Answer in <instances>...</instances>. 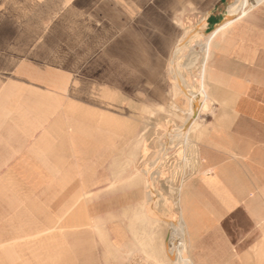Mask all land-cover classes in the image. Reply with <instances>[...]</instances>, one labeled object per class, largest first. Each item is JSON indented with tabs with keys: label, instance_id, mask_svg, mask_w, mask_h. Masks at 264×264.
Here are the masks:
<instances>
[{
	"label": "crops",
	"instance_id": "obj_1",
	"mask_svg": "<svg viewBox=\"0 0 264 264\" xmlns=\"http://www.w3.org/2000/svg\"><path fill=\"white\" fill-rule=\"evenodd\" d=\"M226 1L207 26L222 24ZM188 4L0 0V264H140L154 251L161 236L128 168L149 120L124 115V91L155 62L134 15L170 61ZM208 73L235 116L212 122L184 186L187 252L193 264H248L259 251L264 264V1L218 39Z\"/></svg>",
	"mask_w": 264,
	"mask_h": 264
},
{
	"label": "rangeland",
	"instance_id": "obj_2",
	"mask_svg": "<svg viewBox=\"0 0 264 264\" xmlns=\"http://www.w3.org/2000/svg\"><path fill=\"white\" fill-rule=\"evenodd\" d=\"M193 1L194 0H189L192 6H188L187 13L182 15L178 23L180 25L183 21L182 19L186 17L191 21L189 28L197 29L199 33L203 31V37H206L214 30V27L204 26L203 21L205 17L207 19L212 12L211 10L216 0H196V4L193 3ZM152 2L153 0H149V3ZM233 3L234 0L226 1V4H231L228 12L232 10ZM142 16L143 10L140 9V12L134 15V22L138 21L139 24L141 23V26L138 28L139 38L141 39L140 41H142L145 51L147 50L150 55H154V76L140 77V81L135 80L124 91V97L129 101L124 107V115L131 114L140 116V118L144 120H149V122L143 126L139 137L138 144L140 156L135 158L133 163L128 164V168L133 167L135 174L132 180L138 181L143 188L140 214L148 220V224L155 228L161 236L160 239L154 243V251L150 253L142 252L140 254V264H172L171 259L165 254L167 252L165 250L169 244L171 231L173 229L172 225L174 223L178 224L179 221L184 219L183 196L185 195V187L183 186H185L189 180L195 178L198 170L201 168V144L211 134L212 122L214 120L233 119L235 116V110L231 107L234 104L232 99L229 98L225 92H222V90L215 88L208 73L210 71L209 64L215 43L218 39L224 40L228 35H225L223 38H218L212 44L204 82H202L200 78L201 66L199 63L193 69L192 74H185V80L193 86L191 93H195L193 94V100L195 101L191 100L188 102L190 105L187 107L179 106L182 105L181 102L177 105L181 89L177 87L175 79L170 74V68H168L170 66L169 56L163 49H160L162 46L161 43L157 41L154 44L148 37L149 35L146 29L149 28L144 26L146 22H144ZM225 17L226 14H224L222 18L225 19ZM123 21L125 23L130 22L125 11L123 13ZM205 22H207V20ZM128 31L129 30H127V33ZM149 32H153V30L150 29ZM181 36L182 35L178 36L176 41H179L182 38ZM200 39L202 40V38L195 36L189 40L186 44L187 48L185 53L179 55L181 57L179 61L181 64L187 62L193 48L197 53H200V47L196 44ZM176 41H174V44ZM201 59H203L202 55H200V60ZM152 67L150 63V70L153 69ZM148 89L150 91L149 104L147 100ZM138 90L145 91V93H143L145 99L142 98V94L139 108L131 103L132 100H138ZM201 90L207 92L209 97L208 103L205 110L199 113L196 123L190 125L188 141L183 142L185 136L184 132L187 131L190 122L188 118L190 116L189 112H197L200 108L201 103L199 98L203 97ZM185 145L186 147H184ZM184 158L188 161L184 162ZM152 169L153 171H151ZM144 170L147 171V174H145ZM155 172L158 173V175L155 176V178L158 177V179L156 182L152 180L149 183V176L147 175H151ZM151 186H153L154 189V195L152 197L150 194ZM168 233L170 234L169 240L167 241V237L165 238V236H167ZM260 255L261 253L259 251L251 253L247 263L261 264ZM240 256L238 260L243 264V257Z\"/></svg>",
	"mask_w": 264,
	"mask_h": 264
},
{
	"label": "bare ground",
	"instance_id": "obj_3",
	"mask_svg": "<svg viewBox=\"0 0 264 264\" xmlns=\"http://www.w3.org/2000/svg\"><path fill=\"white\" fill-rule=\"evenodd\" d=\"M264 0H234L233 3V8L231 11L227 12L226 17L224 19V21L222 22V24H220L219 26H217L210 34H208L206 37H203V31H199L197 29H191L189 28L191 21L190 19L184 17V19H182L183 21L181 22V24L179 25L180 29H182L181 34L182 35L181 39L179 41H176L175 44L173 45L172 51H171V60H170V66L168 68H170V74L173 76V78L176 81L177 87L181 89L180 92V97L177 100V105L179 104V102H181L182 105L179 106H184L187 107L190 104L188 102H190L191 100H193V94L195 93H191V90L193 88L192 85H190L188 83L187 80H185V74L189 73L192 74L193 69L197 66V64L199 63L201 66V70H200V78L202 80V82L205 81V72L207 70V66H208V60H209V56L211 53V46L212 44L218 39V38H223L225 35H228L229 32L231 30H233V28L238 24V22H240L242 19H244L245 17H247L249 15V13L256 9L258 6H260L263 3ZM105 3V2H104ZM115 4V3H114ZM152 5V4H150ZM185 6V4H182V6ZM188 5H192L191 3H189ZM115 7V6H114ZM149 8V7H148ZM188 8V7H187ZM185 9V8H184ZM158 10V9H157ZM145 11V10H144ZM185 11V10H184ZM188 10L186 9V12ZM192 11V10H191ZM162 12V11H161ZM193 12V11H192ZM163 13V12H162ZM208 13V12H207ZM156 14V13H155ZM154 14V15H155ZM185 15V14H184ZM208 15V14H207ZM146 16V15H145ZM144 16H142L143 18ZM176 18V16H174ZM158 18V16H156V19ZM167 18V17H166ZM150 20V19H149ZM163 20V19H162ZM161 20V21H162ZM142 21V20H141ZM156 21V20H155ZM159 21V20H158ZM206 21V17L203 21V25L206 26L207 22ZM209 21V20H208ZM163 22V21H162ZM146 24V23H145ZM144 24V26H145ZM159 24V23H158ZM157 24V25H158ZM162 24V23H161ZM164 24V23H163ZM166 25H168L166 23ZM165 25V26H166ZM141 26V23L138 25ZM143 26V27H144ZM153 26V25H152ZM159 26V25H158ZM161 26V25H160ZM170 27V26H168ZM151 28V25L149 27V29H146V31L149 33ZM155 28V27H154ZM153 28V29H154ZM160 28V27H159ZM177 28V27H176ZM203 28V27H202ZM143 29V28H142ZM158 29V27H157ZM168 28H166L167 30ZM200 29V28H199ZM149 30V31H148ZM161 30L164 31V29L161 28ZM169 31L171 29H168ZM154 32V31H153ZM153 32H150L149 34L152 35ZM162 32V31H161ZM167 32V31H166ZM175 33V32H174ZM177 33V31H176ZM148 34V35H149ZM155 34V33H154ZM153 34V36H154ZM167 34V33H166ZM172 34V32H171ZM170 34V35H171ZM147 35V34H146ZM179 35V36H180ZM150 36V35H149ZM199 37L202 38V40H198L197 41V45L200 47V53H197L194 48L192 50V52L190 53L187 62H185L184 64H181L179 61L181 59V57L179 55L185 53V50L187 48L186 44L189 42V40L193 37ZM152 37V36H151ZM153 38L156 39V36H154ZM158 38V37H157ZM170 37H168L169 39ZM172 38V37H171ZM169 40H172V39ZM187 38V39H185ZM158 39H156L157 41ZM166 40V39H165ZM162 42V41H161ZM167 43V42H165ZM163 45V44H162ZM168 45V44H167ZM163 49V46L162 48ZM189 49V48H188ZM168 50V49H167ZM162 52V51H161ZM200 55L203 56V59L200 60ZM210 65V64H209ZM195 74V73H194ZM207 74V73H206ZM170 79V78H169ZM202 91V90H201ZM203 93V97H200V108L197 112L195 111H190L189 114L190 116L188 117L190 122H189V126L187 128V131L184 132L185 136H184V141L183 142H187L189 137H188V132L190 130V125H193V123L195 124L198 117H199V113L203 110H205L206 105L208 103L209 97L207 95V92L205 90L202 91ZM195 101V100H193ZM195 103V102H194ZM197 103V101H196ZM176 105V104H175ZM179 109V107H178ZM184 112V111H183ZM188 112V111H187ZM186 112V113H187ZM187 117V116H186ZM186 119V118H185ZM173 138V137H172ZM162 144V143H160ZM181 144V143H180ZM187 145V143H186ZM186 145L184 147H186ZM189 145V144H188ZM190 147V146H189ZM190 156V155H189ZM199 156V155H198ZM179 157V156H178ZM181 157V156H180ZM183 158V157H182ZM184 162H187V159H183ZM151 163V162H150ZM152 167V166H150ZM147 168V167H145ZM149 168V167H148ZM174 170V169H173ZM145 171V170H144ZM153 171V169L151 170ZM150 172V171H149ZM145 174H147V171H145ZM158 173H152L151 175H147L149 176L148 182L150 183L152 180L153 182L158 179V177L155 178V176H157ZM178 180V179H177ZM152 184V183H151ZM158 186V185H157ZM184 187V186H183ZM153 186H151V197L154 195L153 193ZM157 190V189H156ZM148 193V192H147ZM181 198V197H180ZM246 204V203H245ZM249 204V203H248ZM180 205V204H179ZM156 208V207H155ZM157 209V208H156ZM158 210V209H157ZM153 211V210H152ZM182 211V210H181ZM161 213V212H160ZM158 213V214H160ZM162 214V213H161ZM258 220V219H257ZM178 221V220H177ZM170 222V221H169ZM173 229L171 231V236H170V240H169V244L167 245V248L165 251H167L165 254L168 255V257L171 259L172 264H193L192 263V259H190V257L188 256V252H187V244H186V239H185V230H186V225L184 222V219H182L181 221H179L178 224H173L172 225ZM170 234V233H169ZM186 254V255H185ZM165 258V257H164ZM167 258V257H166ZM167 264V263H166Z\"/></svg>",
	"mask_w": 264,
	"mask_h": 264
}]
</instances>
